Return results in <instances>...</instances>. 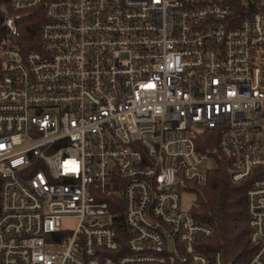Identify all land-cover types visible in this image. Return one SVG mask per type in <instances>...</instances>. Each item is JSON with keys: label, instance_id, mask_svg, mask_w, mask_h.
Segmentation results:
<instances>
[{"label": "built area", "instance_id": "built-area-1", "mask_svg": "<svg viewBox=\"0 0 264 264\" xmlns=\"http://www.w3.org/2000/svg\"><path fill=\"white\" fill-rule=\"evenodd\" d=\"M0 14V264H224L181 208L216 155L249 185L242 264H264V0H0Z\"/></svg>", "mask_w": 264, "mask_h": 264}, {"label": "trees", "instance_id": "trees-1", "mask_svg": "<svg viewBox=\"0 0 264 264\" xmlns=\"http://www.w3.org/2000/svg\"><path fill=\"white\" fill-rule=\"evenodd\" d=\"M2 18L0 14V29ZM41 23L42 17L32 12L20 19V31L29 43L28 49L37 47ZM213 133L203 135L198 145L203 149L216 147L218 137ZM248 188L247 182L234 184L230 181L228 162L216 155L215 167L208 172L207 183L194 190L195 201L190 210L191 215L197 222L214 229L212 237L199 240V251L208 259H214L217 254H221L224 264H242L250 259L252 249L248 240L246 213ZM113 228L118 240L123 243L122 212L114 216Z\"/></svg>", "mask_w": 264, "mask_h": 264}, {"label": "rangeland", "instance_id": "rangeland-1", "mask_svg": "<svg viewBox=\"0 0 264 264\" xmlns=\"http://www.w3.org/2000/svg\"><path fill=\"white\" fill-rule=\"evenodd\" d=\"M30 13H26L28 15ZM195 201L194 192H184L181 197V208L183 211H190ZM76 225L75 219H65L62 221V227L66 230L73 231Z\"/></svg>", "mask_w": 264, "mask_h": 264}]
</instances>
